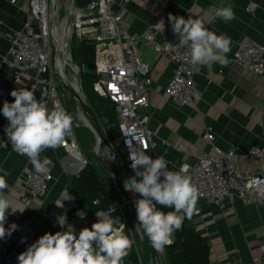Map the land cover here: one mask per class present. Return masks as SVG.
I'll list each match as a JSON object with an SVG mask.
<instances>
[{
	"label": "crops",
	"instance_id": "0c3cea01",
	"mask_svg": "<svg viewBox=\"0 0 264 264\" xmlns=\"http://www.w3.org/2000/svg\"><path fill=\"white\" fill-rule=\"evenodd\" d=\"M250 3L256 6L253 11L246 9ZM121 6L127 8L124 24L132 32H143L150 23H156L159 30H164L171 24L168 20L169 14L180 17L188 11V18L199 19L209 30L231 38L230 51L226 56H232L238 42L242 40L253 39L264 44V0H116L115 8ZM224 6L232 7L235 19L228 22L219 18L213 20L209 9ZM26 18L27 4L24 0H0V85L8 88L10 92L14 89L35 88L34 95L39 101L44 92L35 73L23 74L20 82H16L6 60L8 36L14 29L22 27ZM139 48L150 68L148 75L151 83L147 92L150 102L149 127L157 137L166 138L173 145L189 146L197 155H201L211 150L210 144L203 138L207 129L211 128L216 142L223 149L237 151L236 164L239 169L256 170L261 166L260 160L245 156V152L251 146L264 143V75H256L237 64L228 63L227 66H222L213 63L210 67L203 66L195 76L202 99L198 103L179 107L170 100L160 99L173 75L174 64L159 56L144 40L140 41ZM45 96L44 93L43 98ZM6 101L14 102V97L10 95ZM69 102L66 98L60 99L57 108L64 109L72 116L71 129L74 130L73 125L79 124ZM2 108L3 103L0 102V110ZM6 122L7 119L0 111V175L5 176L9 185L4 194L11 200L12 208L23 211L9 213L5 228L21 218L34 217L36 224L34 233L24 246L16 247L13 244L10 247L18 258L20 253L26 251L28 246L45 233L66 231L68 226H72L78 236L82 228L88 227L82 223V207L70 184V178L77 175L84 165L80 158L69 154L62 147L43 151L41 160L45 157L48 159L47 171L53 174L54 179L46 197L34 199L30 206H25L22 201L24 189L16 182V178L31 168L32 164L26 157L2 145ZM91 161L99 168L95 160ZM191 161L195 159L187 153L169 150L167 154V164L174 170L182 163ZM105 178L114 190L115 199H121L122 195L117 192L113 180L110 177ZM125 178L128 179V176L125 175L124 182L127 181ZM198 208L200 212L193 214L190 224L208 242L210 264H226L232 259L249 261L253 256L261 254V245L264 243V201L244 205L234 197L224 207H219L198 198L196 210ZM129 215V230L123 231L134 243L123 264H155L150 240L145 233H137L136 225L139 229L141 227L132 213ZM62 216L66 218L63 228L58 222L60 217L63 219ZM155 252L157 264H169L165 249H155Z\"/></svg>",
	"mask_w": 264,
	"mask_h": 264
},
{
	"label": "built area",
	"instance_id": "2783aa9c",
	"mask_svg": "<svg viewBox=\"0 0 264 264\" xmlns=\"http://www.w3.org/2000/svg\"><path fill=\"white\" fill-rule=\"evenodd\" d=\"M24 2L27 4V18L22 27L14 29L9 34L6 60L16 82H20L23 74L34 72L46 95L43 98L44 102L49 109H55L60 104V97L50 75L51 64L54 62L53 46L56 47V57L59 55L58 50L60 51L54 35L57 9L51 8L50 0H24ZM115 2L116 0H87L84 8L77 9L73 0L70 8L72 17L70 31L67 36L75 35L79 41L84 40L94 45L93 63L98 80L93 83V89L115 105L120 147L119 152H116L115 161L124 177L127 175L130 178L135 175L129 159L132 150L146 151V154L153 159L162 156L166 162L169 150H174L193 156L195 161L182 163L177 170L167 164L168 170L175 172L179 171L182 165H188L187 174L198 188V198L203 202L224 207L234 197L244 205H251L259 200L264 201V143L251 146L245 152V156L260 160L261 166L256 170H241L236 164L237 151L223 149L216 142V136L211 128H208L203 135L210 144L211 150L201 155H197L189 146L173 145L168 139L159 138L152 132L149 127L150 102L147 96L151 83L148 75L150 68L140 53V41L144 40L159 56L168 59L175 66L173 75L160 98L161 101L170 100L179 107L198 103L202 99V92L195 76L203 65L190 63V54L186 48L178 45L179 38L173 34L171 24L164 30H159L156 23H150L143 32L130 31L124 24L126 6L116 9ZM255 7L254 3H250L246 9L253 11ZM188 16V11L180 15L185 19H188ZM227 59L229 64L240 65L259 76L264 75V44L257 40L238 42L234 54L227 56ZM10 93L8 88L0 85V102L4 103ZM8 123L7 121L4 131ZM2 145L4 147L6 145L5 148L12 151L6 133ZM59 147L80 158L84 166L87 163L74 130L68 132ZM27 160L29 161L28 158ZM113 165H115L114 158L112 167ZM53 179L54 176L50 171L38 174L33 165L17 176L16 182L24 189L22 201L25 206H30L34 199L46 197ZM129 192V200L121 196V199H116L109 207L113 209L111 217L118 221L115 225L118 229L129 230L127 216L131 213L130 203L135 206ZM137 195L141 198L139 194ZM95 202L97 204L98 200ZM199 212L198 208L194 214ZM81 215H83L82 223L88 228L97 221L95 213L86 214L82 211ZM13 223L18 226L17 229L10 237L0 239V264H18L17 255L10 250V247L13 244L16 247L24 246L35 231L34 217L21 218L11 224ZM140 229L143 231L142 228ZM226 264H264V243L261 245L260 255L253 256L249 261L232 259Z\"/></svg>",
	"mask_w": 264,
	"mask_h": 264
},
{
	"label": "clouds",
	"instance_id": "9594fccd",
	"mask_svg": "<svg viewBox=\"0 0 264 264\" xmlns=\"http://www.w3.org/2000/svg\"><path fill=\"white\" fill-rule=\"evenodd\" d=\"M209 12L213 20L219 18L228 22L235 19L231 6L212 8ZM168 20L173 34L179 38L178 45L188 50L191 64L210 67L218 63L227 66L230 37L209 30L199 19L169 14ZM35 90L14 89L10 93L14 102L5 101L0 111L9 122L5 133L12 151L26 156L35 172L43 174L49 161L46 157L41 160V153L49 148L56 149L64 142L73 118L62 108L49 110L43 100L44 93L38 101ZM129 159L135 175L124 182V188L141 197L134 201L139 225L152 246L163 251L171 244L174 232L182 229L184 220L192 218L198 188L187 174L189 166L186 164L179 171H169L162 156L153 159L146 151L138 150H132ZM8 187L5 176L0 175V239L10 237L18 227L13 223L5 228L9 213L23 211L12 208L11 200L4 194ZM157 205L173 210L164 212L158 210ZM112 210L96 211L97 221L91 228H82L78 236L72 226L55 234L45 233L19 254L18 264H123L134 241L122 228L115 227L118 221L111 217ZM80 216L83 218V215ZM60 218L58 222L63 228L66 218Z\"/></svg>",
	"mask_w": 264,
	"mask_h": 264
},
{
	"label": "trees",
	"instance_id": "16d2710c",
	"mask_svg": "<svg viewBox=\"0 0 264 264\" xmlns=\"http://www.w3.org/2000/svg\"><path fill=\"white\" fill-rule=\"evenodd\" d=\"M86 1L80 0L84 4ZM80 46L85 64L93 63L94 45L83 40L80 41ZM97 80L96 72L86 70L82 74L83 88L91 109L99 122L104 120L106 125H114L115 131L118 133V115L115 105L108 98L100 96L94 91L93 83ZM105 132L110 136L108 128L105 129ZM70 184L75 198L86 214H93L99 210L107 211L116 200L114 190L109 186L104 173L91 160L77 175L70 178ZM95 200H98L97 204L94 203ZM157 208L164 212L173 210L163 208L160 205ZM164 249L169 264H210V246L205 238L190 224V219L184 220L182 229L174 232V240Z\"/></svg>",
	"mask_w": 264,
	"mask_h": 264
},
{
	"label": "rangeland",
	"instance_id": "374dc122",
	"mask_svg": "<svg viewBox=\"0 0 264 264\" xmlns=\"http://www.w3.org/2000/svg\"><path fill=\"white\" fill-rule=\"evenodd\" d=\"M74 2H75L74 7L78 6L77 7L78 9H80L81 7L84 8V3L80 2V0H74ZM71 5H72V0H56V9H57L56 28L58 29V32L60 31L59 39L60 40L61 38L64 39L66 50L70 55V60H69L70 62L68 60L65 61L66 67H64V73L68 81H72L74 77L77 78L80 88L83 89V90L80 89L81 93L84 95L85 100L90 106V103L88 101V98L84 91L83 83H82V74L84 73V71L88 70V68H87V64H85V62L82 59L80 41L75 35H73L72 37L70 36L64 37L65 36V31H64L65 25L68 22L70 25V18H72L70 15ZM56 39L59 42L58 37H56ZM58 54L60 55V58L62 59L64 58V52L58 50ZM72 66L77 67V71H76L77 73H75L74 69H72ZM54 70H55V65H54V62H52L50 76L53 82L56 84L57 94L60 97V99L64 100V98H66L70 100L69 102L70 108L72 109V111H74L75 118L77 120V123L79 124L77 126L73 125V128L77 135L79 146L84 155V158L87 161L91 159L95 160L99 168L102 169V172L104 173L105 177H108V178L110 177V179H112V176H111V170H112L111 168H112V161H113L112 153L108 150L107 146L105 145L103 141L98 140L97 135L91 129L89 123L85 121V119L87 118L84 115L82 108L79 105L78 101L63 86L61 81L57 78ZM93 72H95V70ZM100 123L103 129L108 128V132L110 133V136H108V134H106V136L109 138V141L112 143L115 153L119 152V149H120V147L118 146L119 145V141H118L119 130L117 133V131H115V126L106 125L104 123V120H101ZM126 179L127 178H125V181ZM129 194L134 201L136 199H139V197H137L138 196L137 194L130 193V192ZM130 225L131 227H133L132 222H130ZM136 230L138 234L144 233V231H141L137 225H136ZM133 233L134 234L136 233L135 229H133Z\"/></svg>",
	"mask_w": 264,
	"mask_h": 264
},
{
	"label": "water",
	"instance_id": "95a60500",
	"mask_svg": "<svg viewBox=\"0 0 264 264\" xmlns=\"http://www.w3.org/2000/svg\"><path fill=\"white\" fill-rule=\"evenodd\" d=\"M50 4H51V8L54 10L55 7H56V0H50ZM53 25H54V20L52 21V28H53ZM55 58H56V47L54 45L53 48H52V59H53V61H55ZM87 68L90 71H94L96 67H95L94 63H91V64L87 65ZM54 71H55V74H56L57 78L61 81L63 86L78 101L79 105L82 108V111H83L84 115L87 118V121H88L91 129L97 135L98 140L99 141H103L105 143V145L107 146L108 150L113 154L114 164L115 165H113L112 170H111L112 180H113V182L115 184L116 189L123 196V198L125 200H129L128 192L124 188V175H123L122 171L120 170V168H118L117 165H116V161H115L116 153H115V151L113 149L112 144L110 143L109 139L107 138L106 132L103 129L101 123L99 122V120L97 119L95 114L93 113L91 107L88 105L87 101L85 100L84 95L82 93L76 92L75 89L63 79V77L57 71L56 67H55ZM130 204H131L130 205V212L132 213V215L134 216V218L136 219V221L139 224V221L137 220L136 208H135V206L132 203H130ZM152 248H153L154 262H155V264H157L156 263L157 261H156L155 248L153 246H152Z\"/></svg>",
	"mask_w": 264,
	"mask_h": 264
},
{
	"label": "bare ground",
	"instance_id": "6f19581e",
	"mask_svg": "<svg viewBox=\"0 0 264 264\" xmlns=\"http://www.w3.org/2000/svg\"><path fill=\"white\" fill-rule=\"evenodd\" d=\"M60 30V29H59ZM64 31H65V36L64 37H66L67 36V34L69 33V31H70V26H69V22L65 25V28H64ZM60 32V31H59ZM59 32H58V29L57 28H55L54 29V35H56V37H58V40H59V46H58V48L60 49V51H62V52H64V58L62 59V58H60V55H58L56 58H55V67H56V69H57V71L59 72V74L63 77V79L67 82V83H69L74 89H75V91L76 92H78V93H81V90H83V89H81L80 88V86H79V83H78V80H77V78L76 77H74V79L72 80V81H68V79H67V77H66V75H65V73H64V67H66L65 66V61L66 60H70V55H69V53L67 52V50H66V45H65V42H64V39L63 38H61V40L59 39ZM67 42V41H66ZM70 62V61H69ZM70 64V63H69ZM72 69H74V71H75V73H77L76 71H77V67L76 66H72ZM72 75V74H71ZM80 82V81H79ZM81 84V83H80ZM82 85V84H81ZM81 89V90H80ZM81 117V116H80ZM82 118V117H81ZM85 121L86 122H88L87 121V119H85ZM103 157V156H102ZM113 162V161H112ZM133 195V194H132ZM138 197V196H137Z\"/></svg>",
	"mask_w": 264,
	"mask_h": 264
}]
</instances>
